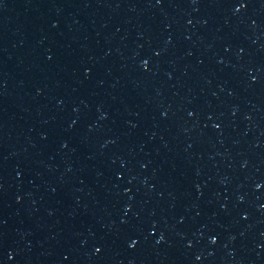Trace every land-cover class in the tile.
I'll return each instance as SVG.
<instances>
[{
	"label": "water",
	"instance_id": "95a60500",
	"mask_svg": "<svg viewBox=\"0 0 264 264\" xmlns=\"http://www.w3.org/2000/svg\"><path fill=\"white\" fill-rule=\"evenodd\" d=\"M0 264H264V0H0Z\"/></svg>",
	"mask_w": 264,
	"mask_h": 264
}]
</instances>
